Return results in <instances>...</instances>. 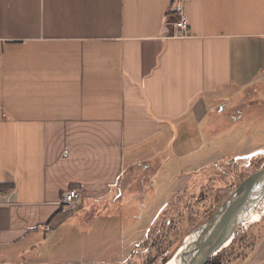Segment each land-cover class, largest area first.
<instances>
[{"label": "crops", "instance_id": "crops-1", "mask_svg": "<svg viewBox=\"0 0 264 264\" xmlns=\"http://www.w3.org/2000/svg\"><path fill=\"white\" fill-rule=\"evenodd\" d=\"M175 1L0 0V262L67 221L71 185L89 201L161 177L172 135L214 133L226 92L264 81V0H182L187 36ZM241 264H264V234Z\"/></svg>", "mask_w": 264, "mask_h": 264}, {"label": "rangeland", "instance_id": "rangeland-1", "mask_svg": "<svg viewBox=\"0 0 264 264\" xmlns=\"http://www.w3.org/2000/svg\"><path fill=\"white\" fill-rule=\"evenodd\" d=\"M226 94L229 98L226 104L234 117L219 111L217 116L208 118V125L214 126L216 119L228 117L229 120L214 133L204 128V120L200 126L188 128L184 132L187 135H172L171 154H165L169 161L161 177L155 175L144 183L141 175L147 171L135 169L129 181L122 183L124 193L118 196L109 193L102 199L75 203L67 221L49 240L36 245L33 252L29 247L24 261L17 259L0 264H143L142 256L129 259L156 216L185 189L186 197L183 194L176 198L177 206L170 212L165 211L164 217L169 218L173 231L178 234L171 238L172 242H164L162 248L152 250L158 256L154 264H161L181 246V251L186 252L187 236L212 216L247 175L264 165V153L241 157L264 149V81L246 90L230 88ZM238 111L241 112L236 117ZM109 195L112 199L104 201ZM262 209L264 206H259L257 211ZM262 216L239 225L235 236L257 228L255 224ZM262 222L264 228V218ZM226 262L224 258L223 264Z\"/></svg>", "mask_w": 264, "mask_h": 264}, {"label": "water", "instance_id": "water-1", "mask_svg": "<svg viewBox=\"0 0 264 264\" xmlns=\"http://www.w3.org/2000/svg\"><path fill=\"white\" fill-rule=\"evenodd\" d=\"M260 153H264V149L241 157L249 158ZM263 200L264 165L247 175L215 209L212 216L187 236L188 249L186 252L182 249L178 252V264H207L235 236L237 227L252 217Z\"/></svg>", "mask_w": 264, "mask_h": 264}, {"label": "trees", "instance_id": "trees-1", "mask_svg": "<svg viewBox=\"0 0 264 264\" xmlns=\"http://www.w3.org/2000/svg\"><path fill=\"white\" fill-rule=\"evenodd\" d=\"M174 10H170V13ZM13 186V183H7L2 182L0 183V189L1 190H7ZM77 187V185L73 184L69 188ZM186 190V189H185ZM184 190V191H185ZM178 192L175 197L162 209V211L156 216L154 221L152 222L151 226L146 232V235L144 236L142 242L139 244L138 248H136L135 253L133 254V257L129 260L135 258V257H141L145 261L143 264H154L158 256H154L152 253V250L160 249L162 248V245L164 242H172L171 238L176 236L178 233L174 232L173 227L170 225L169 218H164L166 215V212H170L171 209H174V206H177L174 204L176 198L179 196L186 197V192ZM264 204H260V207L262 208ZM188 207V206H187ZM64 206L62 205L54 214H57L58 212L62 211ZM264 218V215L262 216V219ZM262 219L257 221L259 223L255 224L258 227L257 228H251L247 231H244L242 234L234 236L227 245H225L223 248H221L217 254H215L207 264H223L224 258H226L227 264H241L244 260L249 258L252 253L256 250L258 244L261 241V238L264 234V228L261 225ZM172 231V232H171ZM161 236V239H160ZM164 240V241H163ZM222 250H226V253H222ZM140 251V255L139 252ZM176 250H174L169 257L163 260L161 264H165ZM167 260V261H166Z\"/></svg>", "mask_w": 264, "mask_h": 264}, {"label": "built area", "instance_id": "built-area-1", "mask_svg": "<svg viewBox=\"0 0 264 264\" xmlns=\"http://www.w3.org/2000/svg\"><path fill=\"white\" fill-rule=\"evenodd\" d=\"M175 12L177 13L174 21L177 28L176 35L187 36L190 34V24L187 18L186 12L184 11L182 0H176L174 4ZM98 197H94V200H98ZM86 198L83 190L79 187H72L62 193L61 202L65 205H74L77 202H81ZM264 213V212H263ZM249 220V219H248ZM248 220L241 223V226L246 225ZM248 224V223H247Z\"/></svg>", "mask_w": 264, "mask_h": 264}, {"label": "bare ground", "instance_id": "bare-ground-1", "mask_svg": "<svg viewBox=\"0 0 264 264\" xmlns=\"http://www.w3.org/2000/svg\"><path fill=\"white\" fill-rule=\"evenodd\" d=\"M263 212H264V209H262L261 211H256L248 221L253 220V219H255V218H258V217L264 215ZM181 249H182V246L179 247V248L176 250L177 253L175 252V253L170 257V259L168 260V262H167L166 264H178V263H179V259H178L177 254H178V252H179ZM179 253H180V252H179Z\"/></svg>", "mask_w": 264, "mask_h": 264}]
</instances>
